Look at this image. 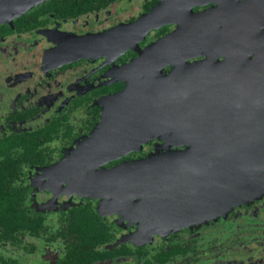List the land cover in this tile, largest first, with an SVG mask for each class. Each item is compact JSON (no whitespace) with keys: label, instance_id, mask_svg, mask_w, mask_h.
<instances>
[{"label":"flooded vegetation","instance_id":"flooded-vegetation-1","mask_svg":"<svg viewBox=\"0 0 264 264\" xmlns=\"http://www.w3.org/2000/svg\"><path fill=\"white\" fill-rule=\"evenodd\" d=\"M148 16L151 28L128 31L124 48L76 50ZM249 25L259 49L247 47ZM175 34L148 61L160 78L202 65L230 89V73L259 57L263 82L264 0H0V264H264V194L212 214L152 195L137 169L116 173L189 149L162 127L138 134L143 126L121 122L143 115L107 106L131 81L157 80L125 70ZM109 109L133 141L95 157Z\"/></svg>","mask_w":264,"mask_h":264},{"label":"water","instance_id":"water-1","mask_svg":"<svg viewBox=\"0 0 264 264\" xmlns=\"http://www.w3.org/2000/svg\"><path fill=\"white\" fill-rule=\"evenodd\" d=\"M152 20L148 16L132 26L97 36L98 39L93 41L82 40L76 44V50L79 54L86 50L102 51L109 45L114 49L116 44L124 48L128 42L122 41L123 35L138 28L150 29L148 23ZM258 30V26L247 28L249 49H259V36L252 38ZM176 36L154 44L125 70L134 68L136 73L149 72L151 76L157 75V80L149 84L144 80L131 81L122 92L109 98L107 106L126 108L123 113L129 116L148 115L142 116L139 122L128 117L121 123L140 124L144 128L138 134L152 132V137L162 127L171 132L169 140L183 141L182 145H188L189 149L151 158L142 162L145 165L141 169L127 166L116 173L139 170L141 174L137 180L147 182L152 195L173 198L172 204H178L177 208L187 200L200 203L205 212L210 210L212 214L224 207L232 209L264 194V77L259 86V57L249 62L248 72L230 73V89H225L223 84L217 88L214 84L219 81L212 80L217 74L202 65L194 67L195 73L192 70L184 74L176 71L168 79L160 78L161 65H147L148 61L162 59L159 54L165 44L174 41ZM136 102L139 103L136 105ZM112 115L115 113L111 109L106 111L105 123L94 133L89 144L95 157L132 144V135L124 134L120 122L119 128L111 125L114 122ZM181 125L185 126V133L180 135ZM132 130L138 132L134 127ZM83 156L85 154L78 160L80 165L86 161ZM149 164L151 168L145 170L144 166ZM170 216L182 220L176 210H172Z\"/></svg>","mask_w":264,"mask_h":264},{"label":"rangeland","instance_id":"rangeland-1","mask_svg":"<svg viewBox=\"0 0 264 264\" xmlns=\"http://www.w3.org/2000/svg\"><path fill=\"white\" fill-rule=\"evenodd\" d=\"M177 146H182V143H181V144H179V145H177Z\"/></svg>","mask_w":264,"mask_h":264}]
</instances>
